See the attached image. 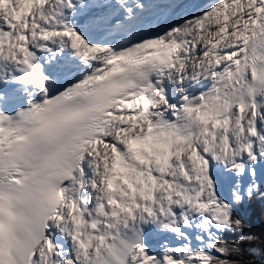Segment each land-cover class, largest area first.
Instances as JSON below:
<instances>
[{
    "label": "snow or ice",
    "instance_id": "obj_1",
    "mask_svg": "<svg viewBox=\"0 0 264 264\" xmlns=\"http://www.w3.org/2000/svg\"><path fill=\"white\" fill-rule=\"evenodd\" d=\"M253 201L264 0H0V264H264Z\"/></svg>",
    "mask_w": 264,
    "mask_h": 264
},
{
    "label": "trees",
    "instance_id": "obj_2",
    "mask_svg": "<svg viewBox=\"0 0 264 264\" xmlns=\"http://www.w3.org/2000/svg\"><path fill=\"white\" fill-rule=\"evenodd\" d=\"M248 210L252 213L253 229L259 232L261 228H264V208L261 203L253 201Z\"/></svg>",
    "mask_w": 264,
    "mask_h": 264
},
{
    "label": "bare ground",
    "instance_id": "obj_3",
    "mask_svg": "<svg viewBox=\"0 0 264 264\" xmlns=\"http://www.w3.org/2000/svg\"><path fill=\"white\" fill-rule=\"evenodd\" d=\"M189 2H191V3H197V4H202V3L207 2V0H189Z\"/></svg>",
    "mask_w": 264,
    "mask_h": 264
}]
</instances>
